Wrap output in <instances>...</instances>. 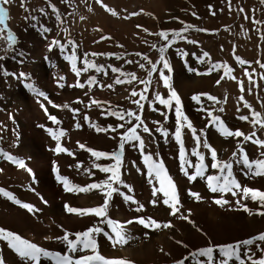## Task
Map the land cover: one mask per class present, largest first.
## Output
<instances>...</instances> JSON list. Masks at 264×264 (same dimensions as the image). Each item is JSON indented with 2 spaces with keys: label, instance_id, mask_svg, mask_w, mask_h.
<instances>
[{
  "label": "rangeland",
  "instance_id": "rangeland-1",
  "mask_svg": "<svg viewBox=\"0 0 264 264\" xmlns=\"http://www.w3.org/2000/svg\"><path fill=\"white\" fill-rule=\"evenodd\" d=\"M111 1L25 0L22 7L21 0H10L8 4L0 5L8 13L7 27L16 38L12 51L6 50V33L0 38V57H5L0 60L3 66L0 68V152L23 161L25 165L20 168L0 156V189L35 209L30 212L0 194V229L19 235L49 252L61 254L67 249L57 237H62L65 231L76 233L96 225L105 232H111L98 217H82L65 210V205L77 209L100 206L104 202L103 195L99 191L66 192L57 175L80 187L106 180L111 173L100 171V168L110 167L115 161L106 157L97 159L87 149L108 154L120 152L122 137L129 128H135L140 140L125 142L119 168L120 179L132 191L114 185L133 197L135 203L114 194L107 209L108 218L123 225L130 239L126 244L113 246L102 234L97 236L100 255L131 264H175L197 249L234 243L264 233V216L255 214L264 211L258 202L243 199L240 192L233 196L208 189L206 177L219 173L211 168V155L207 149L198 148L205 157L204 177L189 181L181 171L180 145L174 137L177 127L175 100H171L172 107L155 100L156 93L164 99H169L170 95L169 88L159 81V71L153 73L152 83L144 92L147 99L140 100L144 105L142 110L133 103L139 95L131 96L132 91L141 93L144 90L145 85L139 81L149 79L147 73L152 64H156L158 70L163 68L159 48L165 46L166 41L156 34L167 32L171 40L173 32H180L181 37H177L164 53L171 67V72L165 69L164 73L170 77L169 84L180 99L183 116L187 117L181 125L187 160L193 165L197 162L192 155L196 141L187 127L188 123L200 136L201 142L207 139L220 161L231 160L233 152L239 156L238 146L250 160L264 158L261 157L264 148L245 141L243 137L225 138L217 131L219 122L214 124L212 120V117H219L228 129L240 130L245 135L255 132L253 140H264V129L259 124L253 126L239 119L242 115L251 119L249 109L244 107L240 97L264 118V67H261L264 64V3L261 0ZM97 11L111 21H132L135 30L139 26L141 29V25L136 23L140 17L142 23H150V28L146 26L147 32L135 31L130 36L133 42L122 44L118 40L117 46L121 45L117 51L111 43L115 40L113 33L116 28L94 18L93 13ZM44 28L48 31H43ZM53 41H59V44L54 45ZM69 41L73 43L69 44ZM60 45H66L63 51ZM73 48L76 58L69 61L65 57L72 55ZM205 52L208 53L206 57L203 55ZM237 57L245 63H239ZM84 60L103 71L97 73L95 69H89L84 72ZM73 63L81 69L79 75L72 71ZM140 64H144V68ZM214 64L226 65L231 71L228 75H225L223 67L210 71ZM113 67L119 71L112 72ZM5 71L14 75H4ZM121 73H134L138 79L116 84L117 78L128 79ZM222 76L224 79L221 80ZM90 77L96 78L92 85L88 84ZM203 77L213 78L210 86L202 84ZM194 82L198 86L193 89ZM156 83L159 85L155 86ZM26 84H31L36 92L43 95H37ZM78 84L84 86L79 87ZM201 94L216 97L219 103ZM195 95L200 96L199 102L192 99ZM221 108L223 111L219 110ZM128 111L140 115L144 123L138 124L135 115L129 118L126 115ZM111 112L121 114L123 119L109 115ZM50 116L56 117L58 122L54 123ZM144 127L149 131L145 132ZM97 128L103 130L98 131ZM50 130L52 134L61 131L64 134L57 141ZM140 141L143 142L142 149ZM57 142L66 151H54ZM146 155L151 157L148 164L144 159ZM152 162L162 163L176 186L180 212L175 216L169 214V207L163 203L165 197L159 191L160 181L154 173H149ZM93 165H99V168ZM186 169L190 174L195 171L187 166ZM246 172L242 165H233V173L242 187L264 192V176H252ZM154 191H157L156 196H153ZM190 192L198 193L200 199L190 196ZM221 198L229 203L222 206L214 203ZM153 200L157 201L155 206L151 203ZM159 203H163L162 208ZM140 205L143 209L138 211ZM242 205L253 214L244 211ZM182 216L187 219H182ZM140 217L145 220L151 218L161 225L170 223L171 227L154 229L139 223H127ZM252 248L255 251L254 245ZM127 249H135L136 252L124 255L123 251ZM85 254L90 253L74 255ZM260 256L261 253L257 252L256 258ZM0 257L5 264H27L3 240H0ZM40 264L53 262L42 258ZM184 264H192L191 259Z\"/></svg>",
  "mask_w": 264,
  "mask_h": 264
},
{
  "label": "snow or ice",
  "instance_id": "snow-or-ice-1",
  "mask_svg": "<svg viewBox=\"0 0 264 264\" xmlns=\"http://www.w3.org/2000/svg\"><path fill=\"white\" fill-rule=\"evenodd\" d=\"M97 3H101V0H96ZM262 3H264V0H261ZM10 3V0H0V5H6ZM25 3V0H21V6L23 7ZM27 11V9H25ZM108 11L112 12L113 15L116 13L112 11L111 9H107ZM43 12V10H41ZM52 11L56 13V8L52 6ZM241 11H244L241 9ZM58 15V14H57ZM8 18V13L6 9L2 6H0V38H3L4 33H6V42H7V49L8 51L14 50V46L16 44V38L14 33L7 27L6 20ZM247 18V17H245ZM34 19V17L32 18ZM254 23H259V21H253ZM191 27V26H187ZM186 30V29H185ZM43 31L47 32L48 29L44 28ZM161 39L166 41V45L159 48L160 52V62L163 64V68L157 69L156 64H152L151 69L148 71L147 75L149 77L148 80L139 81L140 83L145 85L144 90L141 93H137L136 91L131 92L132 97H136L139 95L138 100H133V103L137 105L139 109H143L144 105L140 103V100H145L147 97L144 95V92L148 91V85L152 83L151 77L154 72L159 71L160 79L164 82L165 87L169 88V99L162 98L159 93L155 94V100L159 101V103L167 106L172 107L171 100H175V111L177 116V127L175 129L174 137L176 142L180 145V160H181V171L184 173L185 176L188 177L189 181H194L198 177H204V173L206 171V165L204 163L205 157L203 154H201L198 151L199 147H203L207 149L211 155V168L217 169L218 175H209L206 177L207 180V186L208 189L213 192H219L221 194L225 193H231V195L236 196L238 192L242 193L243 199H252L255 202H258L260 204L261 208H264V192H261L256 189H251L248 187H242L240 183L237 181L234 173H233V165L240 166L242 165L243 169H246L247 172L245 174H251L252 176H264V158H259L255 160H250L247 156V153L243 150V148H240L238 146L237 151L239 152V156H237V152H233L232 159L228 161H220L217 159V152L211 147V145L208 143L207 139H204L201 142L200 136H197L195 134V130L192 129V126L190 123L187 124V127L193 132V139L196 141V147L192 149V155L197 158V162L193 165L191 164L185 155V149L182 141V133H181V125L182 121H186L187 117L183 116L182 113V107L180 103V99L176 92L171 88L169 84L170 77L165 76L164 70L167 69L169 72H171V67L167 60L165 59V51L166 48L171 46V44L175 41L177 37H181L180 32H173L172 33V39L169 40L168 36L169 33L161 31L157 33ZM103 39V37H102ZM190 43H193V41H189ZM72 41H69V44H72ZM53 44H59V41H53ZM66 45H60L61 50L63 51ZM154 47V46H153ZM51 51V48L49 49ZM95 55V54H93ZM137 55H140L137 53ZM205 57L208 56V53L203 54ZM69 61H72L76 58L75 48H73V52L71 56L65 57ZM5 59V57H0V60ZM145 60H147V57H144ZM237 61L241 64L245 63L244 61L240 60L239 57H237ZM84 68L83 71L87 72L89 69H95L97 73L103 71V69L93 63H91L88 60H84ZM128 63H133V61H128ZM151 63V62H149ZM259 63V62H258ZM141 68H144V64L139 65ZM3 66L0 65V68ZM224 68L225 75H228V73L231 71L226 65H220V64H214L212 66L211 70H218L220 68ZM261 67H264V64H261ZM112 72H118L119 69L112 68ZM72 71L75 72L77 75L80 74L81 69H78L75 65V63L72 64ZM189 71H193L192 69H189ZM4 75H14L12 73L4 72ZM121 75L127 77V81L121 80L117 78L115 80L116 84H122V83H131L133 80H137L138 78L134 73H121ZM246 75H249L246 73ZM21 77L24 76L23 73L20 74ZM231 78V77H229ZM264 78V77H262ZM63 79V78H61ZM224 79V77H221V80ZM96 82L95 77H90L88 80V84L92 85ZM251 82V81H250ZM220 83V80L217 81V84ZM26 87H28L30 90H32L37 95H43L42 93L36 92V89L31 84H26ZM77 86L83 87V84H78ZM111 87V85H109ZM242 92L244 91L243 86L241 85ZM249 94L251 93V89L248 90ZM206 95L208 100H211L215 103H219L216 97H212L207 94H201ZM193 100L199 102L200 96L195 95L192 97ZM240 99L244 103V107L249 109L251 119L249 116L242 115L239 117V119L243 121H247L253 126L259 124V126L264 129V118H261V114L254 111L250 104H248L247 101H244L243 97H240ZM93 103H97L96 101H93ZM67 107V105H65ZM220 111H223V108L219 109ZM239 111V108L237 109ZM109 115H116L120 119H123V116L116 112H111ZM126 115L131 118L135 114L131 111H128ZM212 114L209 113V116ZM54 123L58 122L56 120V117L50 116L49 117ZM87 119V117H85ZM135 120L138 122V124H143L144 121L141 119L140 115H135ZM213 123L216 124V122H219L217 125V131L224 136L225 138L228 137H243L245 141H251L253 144L257 145L258 147L264 148V140L255 139L253 140L252 137L256 135L255 132H253L251 135H245L240 130L232 131L228 129V127L224 124L223 121H220L219 117H212ZM79 127V125H77ZM120 127H123V125H120ZM98 131H102L103 129L97 128ZM145 132H148L149 129L147 127H144L143 129ZM159 131V129H158ZM50 134L51 130H50ZM64 133L61 131L53 135V139H56L59 141V136H62ZM167 135V133H164ZM203 135V133H201ZM127 140H140V137L135 134V128H129L128 132L125 134L124 137L121 139L120 143V152H115L112 154L108 153H102L97 152L95 150L87 149L93 157H96L97 159L101 157L111 158L115 161V164L110 167H103L100 168V171H103L105 173H111V175L108 176L106 180H103L99 183H92L85 187H80L78 185H73L68 181L66 177H60L57 175L58 182H61L63 184L64 190L66 192H91V191H99L103 197L104 202L102 205L93 207V208H87V209H77L70 207L68 205H65L66 212L70 214H76L79 216H94L100 218L101 223H106L109 228L111 229V232H105L103 228L93 225L89 228H87L84 231L76 232V233H69L67 231L64 232V235L62 237H57L58 240H60L63 244H65V247L67 249L66 253L61 254L59 252L52 253L48 250L39 247L35 243H31L25 239H22L19 235H16L12 232L6 231L4 229H0V240H3L7 243V247L11 249L14 253H16L22 260L26 261L27 264H40L41 259H48L53 262V264H131V262L124 261V260H118L113 261L106 259L102 255H100L98 251V243H97V236H100L101 234L106 237L108 240H110L115 246L116 244H126L130 237L125 233L124 226L121 225L117 221H113L107 216V209L109 207L110 201L112 200L114 194L121 196L125 201H132L133 197L126 195L124 192L120 191L119 187H116L114 185H121L123 187L128 188V191L131 192L132 189L124 184V182L120 179L119 174V168L122 164V150L124 149V144ZM83 147V146H81ZM140 147L143 148V142L140 141ZM54 151L57 152H64L66 149L62 148L57 142L56 149ZM0 156H3L4 158L8 159L9 161H12L16 163L20 168H24V162L21 160H17L14 157L8 155L7 153L0 152ZM261 157H264V152L261 153ZM145 163L148 164L151 160L150 156H145ZM94 167H98L99 165H93ZM188 168H194V173L190 174L187 169ZM79 167V165H78ZM55 171V169H54ZM149 173L155 174L156 178L160 181L161 188L159 189L160 192L163 193V196L165 199L163 200V203L169 207L170 209V215L175 216L178 212H180V200L178 193L176 192V186L174 182L171 180L170 177L167 176V173L164 171L163 164L160 162H152L149 165ZM91 175V173H89ZM161 177H163L161 179ZM0 194H2L4 197H6L9 200H12L14 203L20 204L21 207L28 209L30 212L35 211V209L28 204H22L19 200H16V198L9 192L4 191L3 189H0ZM157 195V191L153 192V196ZM190 196H193L195 199L199 200L200 196L198 193H189ZM154 206L157 203V201L153 200L151 202ZM214 203L217 205H225L228 204L229 201L226 199H216L214 200ZM237 203L239 204L240 201L237 200ZM244 211L248 212L250 215H252V211L248 209L246 206H243ZM143 209V205H140L137 210L141 211ZM257 215L264 216V211H257L255 213ZM182 219H187V217L182 216ZM127 223H139L145 228L152 227L154 229L158 228H169L171 227L170 223H165L161 225L159 222L148 218L145 220V218L140 217L135 221H128ZM71 236H74L75 238H70ZM179 243V242H178ZM255 246V251H253L252 246ZM257 252L261 253L260 258H256ZM76 253H90L85 255H80L79 257H76L74 254ZM203 257V260L200 258ZM191 259L192 264H264V233H259L253 237H250L248 239L236 241L234 243L229 244H223V245H215V246H208L204 248L197 249L191 253H189L188 256L183 257L180 260H177L175 264H184L186 260ZM0 264H5V261L2 257H0Z\"/></svg>",
  "mask_w": 264,
  "mask_h": 264
},
{
  "label": "bare ground",
  "instance_id": "bare-ground-1",
  "mask_svg": "<svg viewBox=\"0 0 264 264\" xmlns=\"http://www.w3.org/2000/svg\"><path fill=\"white\" fill-rule=\"evenodd\" d=\"M111 1V0H110ZM112 2V1H111ZM125 4H129V3H125ZM153 4H154V2L153 3H151L149 6L151 7V6H153ZM159 4V3H158ZM150 7H149V9H150ZM160 7V6H159ZM149 9H147V10H149ZM156 9V8H155ZM144 11V10H143ZM146 11V10H145ZM157 11V10H156ZM93 16H94V18H96L97 17V19H99V20H104V23H105V25L107 24V23H111V25L113 24V26H115L114 28H116V30L114 29V33H113V36H114V38H115V40L114 41H111V43H113L114 44V46H115V49L118 51V50H120L119 49V47L118 46H120L121 44H119L118 46H117V42H118V40H120V43H122V44H124L125 42H133V40H132V38L130 37V36H132V34H134V32L135 31H146L147 32V27H149L148 26V24H150V23H142L141 22V19H140V17H138V21L139 22H136L137 24H139V25H141V29H140V26L135 30V29H133V26L131 25V23H132V21H129L128 23H126V22H117V21H111L110 20V18H108L106 15H104L102 12H100V11H97V12H94L93 13ZM154 21V20H153ZM150 22H152V21H150ZM105 25H104V27H105ZM147 26V27H146ZM150 28V27H149ZM140 29V30H139ZM137 34V33H136ZM142 37V36H141ZM119 43V42H118ZM126 44V43H125ZM178 44V43H177ZM129 45V44H128ZM125 46H127V45H125ZM109 49V48H108ZM175 66V65H174ZM160 77V76H159ZM213 79V78H212ZM211 78H205V77H203L202 78V80H201V82H202V84L203 85H205V86H210V84H211V80H212ZM155 81H157V79H155ZM159 81H161L162 82V80L161 79H159ZM159 85V83H156L155 84V86L156 85ZM194 84H196L195 82H194ZM193 85V84H192ZM194 86H198L197 84L196 85H193V86H191L193 89H194ZM190 87V86H189ZM147 116V115H146ZM125 121H128L127 119L125 120ZM210 135H212V134H210ZM171 168V167H170ZM135 184V183H134ZM159 198V197H158ZM159 199H161V198H159ZM161 201V200H160ZM80 202H82V204H83V201H80ZM159 206H160V208H162L163 206V203H159L158 204ZM161 211V210H160ZM163 211V213H165V210H162ZM167 213V212H166ZM162 237V235H160L159 236V238H161ZM47 239V238H46ZM141 250H143V249H140V251ZM135 253L136 251H135V249H127L126 251H123V253H124V255H128V253ZM130 255V254H129ZM6 258V257H5Z\"/></svg>",
  "mask_w": 264,
  "mask_h": 264
}]
</instances>
